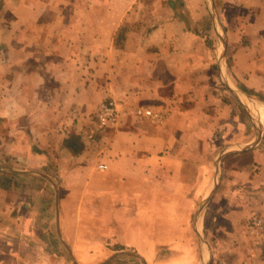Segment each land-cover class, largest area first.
Returning a JSON list of instances; mask_svg holds the SVG:
<instances>
[{"label":"crops","instance_id":"obj_1","mask_svg":"<svg viewBox=\"0 0 264 264\" xmlns=\"http://www.w3.org/2000/svg\"><path fill=\"white\" fill-rule=\"evenodd\" d=\"M183 2L189 19L173 1L0 0V264H216L211 223L219 250L249 233L244 261L264 264L245 227L264 221V0ZM106 98L122 122L90 144ZM224 153L230 188L220 172L202 210Z\"/></svg>","mask_w":264,"mask_h":264},{"label":"rangeland","instance_id":"obj_2","mask_svg":"<svg viewBox=\"0 0 264 264\" xmlns=\"http://www.w3.org/2000/svg\"><path fill=\"white\" fill-rule=\"evenodd\" d=\"M141 2H146V3H153L156 1H161V0H140ZM170 2L173 1L177 7H178V11H176L181 17L183 18H190V15L188 13L187 10L184 9V0H163V2ZM153 11L154 9L152 8H145L142 9L140 11V17L143 18H152L153 17ZM206 24H208L210 26V21L208 19L205 20ZM201 28L202 24H201ZM128 28L126 26H122V28H120L119 31V35H125L126 34V30ZM224 93L228 94L230 96V98H232V94L229 92H226L225 90H223ZM255 96L258 97H263L264 98V93H256ZM106 100H110L109 98H106ZM113 100V99H112ZM105 101V100H104ZM86 130L82 131L87 135V140L88 142L94 143V141L97 139L96 137H100L102 134V131H106L109 130L111 127L104 129L102 131H97L95 133L92 134V131L95 130L97 128V117H96V113H93L89 116V120H87V123L85 125ZM81 132V133H82ZM87 132V133H86ZM83 134V133H82ZM90 136V137H89ZM247 157V156H246ZM212 155H209V160H212ZM233 158L225 157V161H223V170L221 168L220 172L223 174L224 176V188H230V179L231 177V171L228 170V162L232 161ZM236 159V158H235ZM245 161V158H243ZM221 184V183H220ZM242 198V197H241ZM257 219L256 216H253L252 218H249L247 220V225H245V227L247 228V226L250 228H253L254 222ZM224 221V220H223ZM210 223V221H209ZM211 229H209V238H210V242H212V244L214 243V245L216 246V253H215V259L217 260L216 264H246V261H244L245 259L249 258V251L252 247L251 244V239L249 237V233L243 234V235H233V239L234 241H239L242 244V247L238 250H225L222 251L221 249L219 250V245H221V240L224 238H228V243L231 242L230 239V235H226L222 233V229L220 228V226H217L216 228L214 227L215 225L211 223ZM214 227V228H213ZM228 228L231 227V225H227ZM250 228V229H251ZM205 238V237H204ZM251 245V246H250ZM218 247V248H217ZM192 256L190 255L189 257H185L184 259H180V261L182 263L188 262L190 260H192Z\"/></svg>","mask_w":264,"mask_h":264},{"label":"built area","instance_id":"obj_3","mask_svg":"<svg viewBox=\"0 0 264 264\" xmlns=\"http://www.w3.org/2000/svg\"><path fill=\"white\" fill-rule=\"evenodd\" d=\"M134 115L138 118H147L155 121H160L163 119V115L157 112L152 106H138L132 111ZM97 128L92 131V134L97 131H102L109 127L117 126L122 122L123 115L120 112L116 102L112 99L105 100L101 103L97 111ZM99 169H106L105 164H99ZM264 232V221L262 219H256L252 228L253 238L260 241L263 238Z\"/></svg>","mask_w":264,"mask_h":264},{"label":"trees","instance_id":"obj_4","mask_svg":"<svg viewBox=\"0 0 264 264\" xmlns=\"http://www.w3.org/2000/svg\"><path fill=\"white\" fill-rule=\"evenodd\" d=\"M243 90L246 91L247 93H251L246 88H243ZM82 139H83V134H81V133L75 134V135L68 137L65 140V144L72 152L79 153L81 150L84 149V143H83ZM207 223L209 225V222H207Z\"/></svg>","mask_w":264,"mask_h":264},{"label":"water","instance_id":"obj_5","mask_svg":"<svg viewBox=\"0 0 264 264\" xmlns=\"http://www.w3.org/2000/svg\"><path fill=\"white\" fill-rule=\"evenodd\" d=\"M214 13V12H213ZM229 155V153H224V154H220L217 159H216V163H217V172H216V177H217V182L215 183V186L213 187L212 189V192L210 193L209 197H207V199H205L201 205H200V209L204 210L206 208V206L208 205L211 197L213 196V194L215 193L216 189H217V186L219 185V182H220V168H219V163L221 162V159L224 157V156H227ZM201 236V235H200ZM202 240H204V238L201 236Z\"/></svg>","mask_w":264,"mask_h":264}]
</instances>
